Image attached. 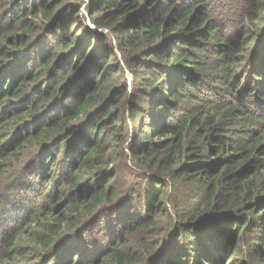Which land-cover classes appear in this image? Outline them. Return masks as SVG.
I'll return each instance as SVG.
<instances>
[{
	"label": "trees",
	"instance_id": "16d2710c",
	"mask_svg": "<svg viewBox=\"0 0 264 264\" xmlns=\"http://www.w3.org/2000/svg\"><path fill=\"white\" fill-rule=\"evenodd\" d=\"M261 257L264 0H0V264Z\"/></svg>",
	"mask_w": 264,
	"mask_h": 264
},
{
	"label": "rangeland",
	"instance_id": "374dc122",
	"mask_svg": "<svg viewBox=\"0 0 264 264\" xmlns=\"http://www.w3.org/2000/svg\"><path fill=\"white\" fill-rule=\"evenodd\" d=\"M77 15L79 16V22H82L83 24H85V25H87V26H89V28L91 29V30H96V31H103V32H106V29L105 28H98V27H96L92 22H91V20L89 19V17H88V13H87V11H86V9L84 8V6L83 5H81L80 6V8H79V11L77 12ZM227 19H229V16H227L226 17ZM225 19V18H224ZM50 38H52V36H50ZM109 45H111V46H113L114 45V41H113V39L112 40H109ZM114 47V46H113ZM30 65H27V67H29ZM32 179L33 180H36L34 177H32ZM186 188L184 189L185 190V192H191V191H194V184H187L186 186H185ZM183 188V187H182ZM183 190V191H184ZM182 191V192H183ZM43 196H44V193L42 194ZM39 200H41L40 198H39ZM24 204V203H23ZM22 204V205H23ZM144 203L142 202L140 205H143ZM140 205H138L137 207L140 209ZM138 208H136L137 210H138ZM26 209V208H25ZM62 210V207L61 206H59V207H54V210H53V212H54V214H58L60 211ZM135 212V211H134ZM14 221V220H13ZM13 227H11V226H7L6 228L8 229V230H11V231H13L16 227H17V225H12ZM239 252H236V253H234L233 254V258H237L238 257V254ZM264 257H261L260 259H254V261L255 262H260L261 264H262V262L264 261V259H263ZM257 260V261H256ZM262 261V262H261ZM229 262L230 261H228L227 262V264H229ZM226 264V263H225Z\"/></svg>",
	"mask_w": 264,
	"mask_h": 264
}]
</instances>
